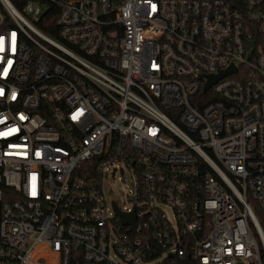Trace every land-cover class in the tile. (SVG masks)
<instances>
[{
  "label": "built area",
  "instance_id": "built-area-1",
  "mask_svg": "<svg viewBox=\"0 0 264 264\" xmlns=\"http://www.w3.org/2000/svg\"><path fill=\"white\" fill-rule=\"evenodd\" d=\"M257 208L264 0H0V264H264Z\"/></svg>",
  "mask_w": 264,
  "mask_h": 264
},
{
  "label": "rangeland",
  "instance_id": "rangeland-1",
  "mask_svg": "<svg viewBox=\"0 0 264 264\" xmlns=\"http://www.w3.org/2000/svg\"><path fill=\"white\" fill-rule=\"evenodd\" d=\"M126 179L127 183L123 181V175L120 171H117L115 173V176L111 174L106 182L107 194L109 196H112L114 199H122L124 195L129 193V189L127 188V185L129 184L128 176H126ZM109 190L112 191V194H109ZM166 212L168 213V215H172L171 209H166Z\"/></svg>",
  "mask_w": 264,
  "mask_h": 264
},
{
  "label": "water",
  "instance_id": "water-1",
  "mask_svg": "<svg viewBox=\"0 0 264 264\" xmlns=\"http://www.w3.org/2000/svg\"><path fill=\"white\" fill-rule=\"evenodd\" d=\"M231 70L227 71V72H224L223 74H221L220 76H217V77H209V81H208V84L207 86L205 87V92H207L217 81H219L221 78H223L224 76L226 75H229L231 74ZM115 207V210L117 211V213H119L121 216H122V220H123V223L124 224H130L132 225L134 228L137 227V223H136V218H135V214H130V215H124V214H121L116 205H114Z\"/></svg>",
  "mask_w": 264,
  "mask_h": 264
},
{
  "label": "trees",
  "instance_id": "trees-1",
  "mask_svg": "<svg viewBox=\"0 0 264 264\" xmlns=\"http://www.w3.org/2000/svg\"><path fill=\"white\" fill-rule=\"evenodd\" d=\"M256 212L264 230V213L259 211L258 208L256 209Z\"/></svg>",
  "mask_w": 264,
  "mask_h": 264
}]
</instances>
